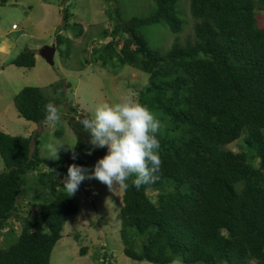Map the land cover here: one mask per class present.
Returning a JSON list of instances; mask_svg holds the SVG:
<instances>
[{
	"label": "trees",
	"instance_id": "1",
	"mask_svg": "<svg viewBox=\"0 0 264 264\" xmlns=\"http://www.w3.org/2000/svg\"><path fill=\"white\" fill-rule=\"evenodd\" d=\"M104 1L112 27L102 28L99 38L108 41L86 53L81 65H129L146 73L137 102L161 123L157 179L137 189L132 176L128 187H122L125 256L152 264L177 259L183 264H264V27L257 17L264 0H189L192 34L167 50L152 47L143 29L162 23L179 34L178 0H153L148 14L128 19L121 16L117 0ZM68 14L65 10L63 29H56L55 45L62 46L60 58L70 62L71 41L60 31L76 27L75 34L82 35L84 30L76 21L71 25ZM10 63L31 69L35 52L26 48ZM51 86L52 96L41 87L21 90L14 98L18 114L44 122L45 105L57 106L66 98L62 82ZM70 110L77 112L72 106ZM68 125L75 146L66 159L52 160L44 170L40 134L11 135L0 129V233L7 231L3 239L8 243L0 247V264H50L65 222L78 211L76 194L69 196L63 187L68 166L91 170L98 158L93 151L88 154L91 146L81 120L71 115ZM239 139L245 149L228 148ZM104 151L99 148L97 155ZM34 172L43 199L32 203L35 217H22L16 232L10 220L19 219L18 201L28 196L23 185ZM150 189L156 190L154 196ZM85 253L82 248L81 255ZM100 255L105 264L107 253Z\"/></svg>",
	"mask_w": 264,
	"mask_h": 264
},
{
	"label": "rangeland",
	"instance_id": "2",
	"mask_svg": "<svg viewBox=\"0 0 264 264\" xmlns=\"http://www.w3.org/2000/svg\"><path fill=\"white\" fill-rule=\"evenodd\" d=\"M106 3L104 0H8L5 5L0 4V44H3V36L8 39V43L5 42V46L0 49V129L11 135L40 134L43 170L48 168L52 160L66 159L75 146L76 137L68 125L71 115L77 119L82 115L90 118L99 104L119 103L126 99L137 101L138 90L148 81L146 73L129 65L111 69L96 63L81 65L86 53L108 41L99 38L102 28L112 27L106 14ZM152 4L153 0H117L123 19L148 14ZM177 7L183 21L179 34L172 33L162 23L143 29L152 47L167 50L175 40L184 42L190 38L194 20L190 15L189 0H178ZM65 10L69 13L70 24L76 21L84 31L82 35L75 34L78 30L76 27L60 31L71 41L72 60L69 62L68 59L60 58L62 46H59L54 65L51 66L39 53L45 45L55 43L58 28L61 26L63 29ZM257 17L259 25L264 27V10H257ZM14 24L17 28H13ZM11 31L16 32L10 34ZM26 48L37 54L35 66L28 69L11 64L10 61ZM59 81L65 88L66 98L57 105L60 114L58 123L44 121L37 124L18 114L14 98L21 90L28 86L41 87L48 96H52L51 84ZM67 82L72 85L68 86ZM69 105L77 112H72ZM56 130L63 131L62 136H56ZM228 148L234 152L241 151L245 149L244 142L239 139L228 145ZM55 150L57 157L53 154ZM98 151L99 148L93 151L98 159L106 154V149L101 155H97ZM3 168L0 155V170ZM28 175L23 185L28 196L18 201L16 214L20 220H10L16 232L21 230L22 217H35L37 208L32 203L43 199V190L36 173ZM122 193V186L116 185L110 189L94 178L88 179L83 187L77 189L75 200L78 211L65 222L62 237L53 247L50 264H100L103 261L100 254L103 252L108 255L105 264H152L132 261L124 254L120 235ZM148 193L154 196L156 190L150 189ZM3 233H0V247L8 244L3 239ZM17 236L18 233L10 240L15 241ZM82 248H86V253L81 255ZM170 264L183 263L177 259Z\"/></svg>",
	"mask_w": 264,
	"mask_h": 264
},
{
	"label": "clouds",
	"instance_id": "3",
	"mask_svg": "<svg viewBox=\"0 0 264 264\" xmlns=\"http://www.w3.org/2000/svg\"><path fill=\"white\" fill-rule=\"evenodd\" d=\"M44 119L52 123L60 121L55 103L45 105ZM81 123L91 146L88 154L97 148L106 149V154L91 170L75 163L68 166L63 187L69 196L86 179H97L110 189L116 185L127 188V181L132 176L135 177L132 184L137 189L155 182L162 164L158 138L161 123L147 106L130 99L102 103L95 107L90 118H83ZM53 154L57 157V150ZM72 159L75 160L76 156L73 155Z\"/></svg>",
	"mask_w": 264,
	"mask_h": 264
},
{
	"label": "water",
	"instance_id": "4",
	"mask_svg": "<svg viewBox=\"0 0 264 264\" xmlns=\"http://www.w3.org/2000/svg\"><path fill=\"white\" fill-rule=\"evenodd\" d=\"M56 53V46L55 44L52 45H45L44 47H42V49L40 50V56L51 66L54 65V56ZM83 118H87L84 115L80 116V120H82Z\"/></svg>",
	"mask_w": 264,
	"mask_h": 264
},
{
	"label": "crops",
	"instance_id": "5",
	"mask_svg": "<svg viewBox=\"0 0 264 264\" xmlns=\"http://www.w3.org/2000/svg\"><path fill=\"white\" fill-rule=\"evenodd\" d=\"M12 30H18V29H12ZM13 32H16V31H11L10 34H12ZM6 36H7V35H6ZM2 41H3V44H0V49L3 48V47L5 46V44H6L5 42H7L8 39H7L6 37L3 36ZM7 43H8V42H7ZM31 50H32V49H31ZM36 57H37V56H36Z\"/></svg>",
	"mask_w": 264,
	"mask_h": 264
},
{
	"label": "built area",
	"instance_id": "6",
	"mask_svg": "<svg viewBox=\"0 0 264 264\" xmlns=\"http://www.w3.org/2000/svg\"><path fill=\"white\" fill-rule=\"evenodd\" d=\"M13 28H17V26L14 24V25H13Z\"/></svg>",
	"mask_w": 264,
	"mask_h": 264
}]
</instances>
